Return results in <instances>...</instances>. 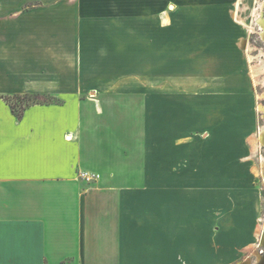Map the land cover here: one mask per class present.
<instances>
[{
  "label": "crops",
  "instance_id": "1",
  "mask_svg": "<svg viewBox=\"0 0 264 264\" xmlns=\"http://www.w3.org/2000/svg\"><path fill=\"white\" fill-rule=\"evenodd\" d=\"M242 4L0 0V264L239 256L242 212L213 235L188 186L196 165L225 162L207 150L213 108L251 105ZM34 94L18 119L5 97ZM216 128L235 153L242 130Z\"/></svg>",
  "mask_w": 264,
  "mask_h": 264
},
{
  "label": "rangeland",
  "instance_id": "2",
  "mask_svg": "<svg viewBox=\"0 0 264 264\" xmlns=\"http://www.w3.org/2000/svg\"><path fill=\"white\" fill-rule=\"evenodd\" d=\"M184 1L186 0H179L181 3ZM257 1L243 0L240 14V18L243 21H241L242 26L247 30L245 32L243 29L244 52L247 59L248 55L251 54L253 57H258H254L255 59L251 60L252 62L248 60V72L251 73V77L252 67L262 65L260 54L261 51H264V41L261 36L249 32V27L256 26L253 10L258 7ZM256 28L259 29V27ZM252 79L254 89L251 90V105L250 101L249 103L247 102L248 105L244 104V102L237 103L232 101L228 102V104L232 105V109L226 107L225 110V107H223L219 111V108L215 107L210 113L209 126L214 131L211 132V135L210 133L207 134V136L210 135L208 140L210 147L207 150L210 153L212 161L217 160L216 158L219 157L221 161L224 160L225 162L222 164L196 165L193 172L200 175L197 180L189 181L190 185L188 186V189L194 192L195 200H198V202L204 200L205 205H209V224L212 225L213 235L216 231L223 230L224 227H231L232 225L230 224H237V210L242 212L240 224H250L246 228V236L243 234L241 244L238 246L241 253L230 264H256L264 256V248L254 245L258 237L255 232L256 228L262 226L264 218V176L259 174L260 167L258 160L260 156L264 155V149L262 147L259 148L255 143L257 134H260V127L264 126V114L258 109L259 105H264V100L261 101L258 98L259 94L264 93V87L261 84L257 85L253 77ZM181 81L177 87L178 92H185V86L180 85ZM11 99L18 104V109L39 100L34 95L26 96L24 99H14V97H11ZM40 99L42 100V97ZM44 99L46 101L54 100L51 96H45ZM234 104H238V106L234 108ZM181 110L179 111V122L182 118L180 117L182 114ZM217 126H220V131L223 128L225 131L233 129L242 130L241 147L235 153H232L231 149H223L222 146L217 148L215 146L216 144L223 143L222 137H225L224 134L218 133ZM230 137H233V134H230ZM227 139H229L228 135ZM198 144V146H201V143ZM231 161L234 162L230 163ZM207 176H209V180L204 179ZM178 183L180 194L186 186L184 185L185 182L179 181Z\"/></svg>",
  "mask_w": 264,
  "mask_h": 264
},
{
  "label": "bare ground",
  "instance_id": "3",
  "mask_svg": "<svg viewBox=\"0 0 264 264\" xmlns=\"http://www.w3.org/2000/svg\"><path fill=\"white\" fill-rule=\"evenodd\" d=\"M257 5H258V7H256L257 11L253 12L254 18H255L254 21L256 23L255 24L256 26L249 27V32L259 34L261 36L262 40L264 41V0H258ZM256 27H259V29H257ZM251 55H248L249 56L248 58L250 61L255 59V58H258L255 56H254L255 57L254 58ZM260 56L262 57V60H261L262 65H256V66L252 67V74H253V78H254L255 83H257V85L261 84L264 87V51H261ZM258 98L261 101H263L264 100V93L259 94ZM258 109H259V111H261L264 114V105L263 104L259 105ZM263 118H264V115H263ZM256 138H257V140H255V143L258 145L259 148L262 147L264 149V126L260 127V134H257ZM258 160H259V167H260L259 168V174H262L264 176V155L260 156L258 158ZM262 222H263L262 226H259L256 228L255 232H256V235L258 237H257V242L254 243V245L256 247L264 248V218H263ZM256 264H264V256H262Z\"/></svg>",
  "mask_w": 264,
  "mask_h": 264
},
{
  "label": "trees",
  "instance_id": "4",
  "mask_svg": "<svg viewBox=\"0 0 264 264\" xmlns=\"http://www.w3.org/2000/svg\"><path fill=\"white\" fill-rule=\"evenodd\" d=\"M27 96H30V95H27ZM35 97H37L39 100L33 102V104L35 103H42V100L40 99V97H42V95H39V94H34ZM26 96H22V95H16L14 96V99H24ZM5 100L9 103L13 113L15 114V116L20 119L22 118L23 116V113H24V110L30 106L31 104H27L25 107H20V109H18V104L13 102L11 97H5ZM20 101V100H19ZM52 102H58L57 100H53Z\"/></svg>",
  "mask_w": 264,
  "mask_h": 264
},
{
  "label": "built area",
  "instance_id": "5",
  "mask_svg": "<svg viewBox=\"0 0 264 264\" xmlns=\"http://www.w3.org/2000/svg\"><path fill=\"white\" fill-rule=\"evenodd\" d=\"M81 177L84 178L87 181H92V180H95L96 178H98L99 175L91 174V173H88V172H82L81 173Z\"/></svg>",
  "mask_w": 264,
  "mask_h": 264
},
{
  "label": "flooded vegetation",
  "instance_id": "6",
  "mask_svg": "<svg viewBox=\"0 0 264 264\" xmlns=\"http://www.w3.org/2000/svg\"><path fill=\"white\" fill-rule=\"evenodd\" d=\"M258 85H260V84H258ZM263 87V86H262Z\"/></svg>",
  "mask_w": 264,
  "mask_h": 264
}]
</instances>
